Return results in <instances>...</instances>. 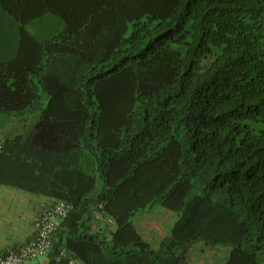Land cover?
<instances>
[{"label": "trees", "instance_id": "16d2710c", "mask_svg": "<svg viewBox=\"0 0 264 264\" xmlns=\"http://www.w3.org/2000/svg\"><path fill=\"white\" fill-rule=\"evenodd\" d=\"M0 112V184L71 205L52 263L264 264V0H0Z\"/></svg>", "mask_w": 264, "mask_h": 264}, {"label": "crops", "instance_id": "0c3cea01", "mask_svg": "<svg viewBox=\"0 0 264 264\" xmlns=\"http://www.w3.org/2000/svg\"><path fill=\"white\" fill-rule=\"evenodd\" d=\"M24 119L9 118L5 116L3 125L0 126V140L4 142L6 137L23 135L28 132ZM57 198L49 195H38L11 185L0 184V257L8 247L19 246L33 238L37 229L34 224L35 215L46 204L56 201ZM160 208V219L170 220L166 225L169 232L177 214H170L162 205H156L152 210L138 213L133 222L139 233L153 246H157L164 236H157V230L161 229L156 222L160 221L156 214ZM94 230L106 224L107 220L101 214L96 215ZM164 222V221H160ZM108 223V222H107ZM109 230H114V226L108 223ZM167 232V234H168ZM160 233V232H159ZM155 234V235H154ZM155 236V237H154ZM190 253V254H189ZM190 261L192 264H223L228 256V248H209L199 242L189 249ZM54 255V254H53ZM24 264H53L52 254L39 256L28 260Z\"/></svg>", "mask_w": 264, "mask_h": 264}, {"label": "built area", "instance_id": "2783aa9c", "mask_svg": "<svg viewBox=\"0 0 264 264\" xmlns=\"http://www.w3.org/2000/svg\"><path fill=\"white\" fill-rule=\"evenodd\" d=\"M3 142L0 140V150ZM71 205L65 200H57L46 204L35 215L36 235L19 246L8 247L0 257V264H24L39 256L49 255L52 251L54 233L60 220L67 216ZM113 224V220L108 219ZM53 264H81V261L70 256L65 248L55 255Z\"/></svg>", "mask_w": 264, "mask_h": 264}, {"label": "rangeland", "instance_id": "374dc122", "mask_svg": "<svg viewBox=\"0 0 264 264\" xmlns=\"http://www.w3.org/2000/svg\"><path fill=\"white\" fill-rule=\"evenodd\" d=\"M5 121V116L3 115V113L2 112H0V126L2 125V123ZM166 210V209H165ZM147 211V210H146ZM166 211H168V210H166ZM168 212H170V211H168ZM170 214H174V212H170ZM155 215H157V217H158V219H160L161 218V214H160V208H159V210L158 211H156V214ZM160 221H164L163 223L162 222H160ZM160 221H158V222H156V224L158 225V226H160L161 227V229H158L157 230V234H156V237L157 236H165L166 234H167V232H168V230H167V227H166V225H169V223H170V220H163V219H160ZM173 224V223H172ZM172 226V225H171ZM160 232V233H159ZM155 235V234H154ZM155 237V236H154Z\"/></svg>", "mask_w": 264, "mask_h": 264}]
</instances>
